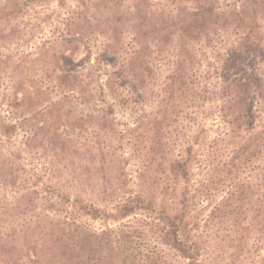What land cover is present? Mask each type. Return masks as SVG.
Returning a JSON list of instances; mask_svg holds the SVG:
<instances>
[{"label": "trees", "instance_id": "obj_1", "mask_svg": "<svg viewBox=\"0 0 264 264\" xmlns=\"http://www.w3.org/2000/svg\"><path fill=\"white\" fill-rule=\"evenodd\" d=\"M43 1L46 0H0V70L9 77L11 88L4 98L11 108L18 110L16 118L20 120L13 123L0 117V186L15 189L26 186L15 202L0 199V264H174L170 255L184 260L185 264H213L217 256L213 255L209 242L211 236L209 232L203 234L202 229L223 220L231 223L227 231L235 233L236 250H248V238L255 230L261 233L258 238L261 241L264 212L248 216L250 209H246V199L252 192L251 185L240 179L239 174L253 157H264V125L252 123L248 108L251 92L258 99L262 97L259 75L250 70V66L253 57L264 58V29L259 23L264 18V0H235L232 7L229 4L223 10L217 5L219 0H195L193 6L176 12L155 8L159 3L154 0H132L128 4L125 0H93L91 6L87 5V0H80L83 9L77 6L65 19L62 39L72 37L80 41L90 33L104 37L102 56L107 57L113 67L106 85L112 92L126 75L142 85L152 65L162 59L164 50L169 51V45L176 44L173 70L155 94L150 115L139 119L136 130H141L134 139L130 138L134 141L133 155L140 162L138 189L122 193L126 181L124 167L107 160L106 155H102V166L95 170L105 178L116 168L121 183L110 188L111 193L107 187L102 189V200L116 195L113 211L99 208L79 196L72 199L70 193L56 185L42 186L47 195L41 196L40 189L34 185L28 187L19 166L12 161L13 152L3 149L1 138L11 137L20 127L25 130L27 148L41 145L69 168L78 152L72 133L85 127V117L102 130L114 124V118L110 117L111 106L105 109L95 105L86 115H74L73 103L86 100L88 83L75 67H69L76 44L70 43L59 54H54L57 56L54 85L52 81L44 84L46 75L38 73L33 66L38 57L30 58L29 54L16 57V53L4 51L6 43L19 34V23L14 20L23 15L30 4ZM99 5L100 14L95 12ZM219 28L231 29L237 36L221 54L219 63L226 74L218 90L213 92L221 95L219 111L229 126L225 134L229 135L232 148L227 160L217 165L216 174L206 183L203 181L198 190L209 203L214 196L210 183L217 177L220 183L223 171L231 174L234 182L226 194L211 205L207 216L200 219L190 216V197L179 192L180 182L189 179L191 158L179 154L165 165L164 147L168 145V129L177 122L173 116H178L180 111L176 109L187 100L190 84L199 77L194 69L195 54L191 44L209 37ZM126 35H131L129 41ZM200 85V82L197 87L192 85L194 99L187 107L193 106L203 92ZM53 89L61 93L57 99L51 94ZM132 98L133 95L122 97L121 101L127 104ZM257 103L256 111L260 113V101ZM220 139L225 141V138ZM102 153L106 154L103 147ZM55 192H58V200L53 198ZM39 199H45L46 204L38 212L34 209ZM259 201L264 208V196ZM31 210L34 212L28 213ZM84 216L101 217L107 225L94 229L80 219ZM130 216L133 219L126 221ZM110 219L116 222L110 224ZM203 254L205 260L201 257Z\"/></svg>", "mask_w": 264, "mask_h": 264}, {"label": "rangeland", "instance_id": "obj_2", "mask_svg": "<svg viewBox=\"0 0 264 264\" xmlns=\"http://www.w3.org/2000/svg\"><path fill=\"white\" fill-rule=\"evenodd\" d=\"M92 1L87 0V5L91 6ZM131 1L125 0V3L128 4ZM234 1L219 0L217 5L219 9L223 10L229 4L232 7ZM155 2L159 3L155 8L159 6L163 7L165 11L174 10V12L191 7L196 3L195 0H154ZM80 4V0H46L30 4L23 15L14 20L19 23L21 31L18 29V37L6 43L4 51L7 53L14 52L16 57L24 54H29L30 58L38 57L39 59L33 66L38 73L46 75L44 84L52 81L51 84L54 85V73L57 67V56L54 54H59L61 49H65L70 43H72L71 45L76 44L77 47L73 52L69 67H75L88 83L85 86L87 92L84 98L86 100H75L73 103L74 115H86L95 105L105 107V109L111 106L110 117L114 118V124L102 130L88 116L85 117V127L72 133V142L78 152L74 154V161L71 162L69 168H66L63 162L41 145L27 148L25 145L26 133L20 127L10 135L11 137L4 136L1 141L4 145V151L13 152L12 161L19 166V171L28 187L34 185L33 187L40 189L41 196L47 195L42 186L56 185L65 193H70L72 199L79 196L86 202H94L99 208L113 211L115 199H117L116 195L102 200L104 196L102 189L107 187L111 193L112 187L121 183L117 178L116 168L109 172L105 178H102L100 173L96 174L95 170L102 166L104 157L102 155H106L107 160L117 162L118 167L119 165L124 167L126 181L125 190L122 193L135 192L138 189L137 175L140 162L133 155L134 141H130V138H133L141 130H136L139 119L150 115L156 98L155 94L173 70L177 49L176 44H172L169 45V51L164 50L162 59L155 61L156 63L152 65V71L149 74L152 73V75L145 76L142 85L136 83V79L133 80L126 75L119 80L120 84L117 85L115 92H112L106 85L107 77L112 72L113 67L107 61V57L102 56L104 37L100 33H90L80 41H74L75 39L72 37H68L69 40L61 38L65 29V19L71 16L73 9L77 10L76 7H80ZM100 7L101 5L95 7L96 13H99ZM80 8L83 9V6ZM259 23L263 25L264 29V18H261ZM220 35L223 37L221 38ZM236 37L231 29L219 28L215 32L212 31L209 37H202L198 41H193L191 48L194 49L192 51L195 54L194 69H197L196 73L199 77H195V82L190 84V90L185 97L187 100L181 102L176 109L180 111L178 116H173L177 122H171L172 125L167 131L168 145L164 147L166 151L165 165H169V159L179 154L191 158L189 179L180 182L179 192L180 194L185 192L186 196L190 197V216L195 215L200 219L207 216L211 205L221 199L226 194L230 184L234 182L233 176L223 171L220 183L217 182L218 177L213 183H210L214 196L209 203L198 190L203 181L206 183L213 173L216 174L217 165L227 160L228 152L232 148L228 141L230 137L225 134L229 126L223 121L219 111L222 103L221 95L216 96L213 92L218 90L226 74V71L220 67L221 54L227 51ZM130 38L131 35H126V41H129ZM211 39L212 41H210ZM69 52L70 49L67 50V53ZM53 69L54 71H52ZM250 70L258 73L262 88L260 99L254 95V92L250 94L248 108L253 117L251 121L254 125H264V58L261 60L260 57H253ZM8 78L7 74L0 70V117L7 122L19 123L20 120L16 118V111L18 110L11 108L8 105V100L4 98L7 93L10 94L11 92ZM190 80L191 77L188 79L189 83ZM198 82L201 84L200 87H203V92L197 96L198 100L193 106L187 107L191 99H194L191 95L192 85L197 87ZM51 94L55 99L61 95L55 89L52 90ZM131 95L134 98L130 99L127 104L121 101L122 97ZM258 100L260 101V113L256 111ZM19 111L21 110L19 109ZM188 115L189 118H187ZM220 137L225 138V141H221ZM215 141L217 145L213 144ZM102 147L105 148L106 154L102 153ZM239 176L240 179L251 185L252 192L246 199V209H250L248 216L258 211L264 212L262 203L259 201L264 196V184H262L264 157H253ZM22 187L15 189L11 186H0V199L7 203L15 202L17 197L25 192V184ZM57 194L58 192H55L53 195L56 200H58ZM44 200H38L35 211H42L46 204ZM34 210L28 213H33ZM80 219L87 221V224L94 229H100L107 225L101 217L84 216ZM131 219L133 216L125 220ZM1 222L3 221L1 220ZM115 222L112 219L109 221L110 224ZM230 224L223 220V223L218 222L202 229L203 234L206 235L209 232L211 236L209 242H211V248L214 251L213 255L217 256L213 260V264H264V237L261 241L258 239L261 233L257 230L253 231L251 237L248 238V250L238 251L234 248V244H236L233 242L235 241V233L227 231ZM256 239L258 240L256 241ZM165 250L168 251L166 248ZM237 251L238 254H236ZM170 257H172L170 261L174 264H185L184 260L173 258V255ZM201 257L204 260L206 258L204 254Z\"/></svg>", "mask_w": 264, "mask_h": 264}]
</instances>
